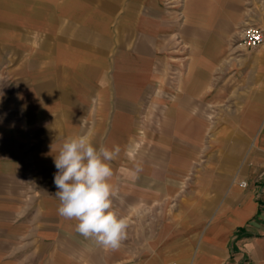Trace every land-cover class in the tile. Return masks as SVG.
I'll return each instance as SVG.
<instances>
[{"label": "crops", "instance_id": "1", "mask_svg": "<svg viewBox=\"0 0 264 264\" xmlns=\"http://www.w3.org/2000/svg\"><path fill=\"white\" fill-rule=\"evenodd\" d=\"M69 5L56 8L63 36L70 10H85ZM156 7L129 24L142 43L99 40L87 53L79 34L104 27L77 15L62 54L24 56L15 40L6 60L0 44V264H264V42L240 41L247 25L264 30V0H183L185 23ZM21 9L0 0V23ZM78 135L120 147L109 182L128 228L117 250L58 214L55 156Z\"/></svg>", "mask_w": 264, "mask_h": 264}, {"label": "rangeland", "instance_id": "2", "mask_svg": "<svg viewBox=\"0 0 264 264\" xmlns=\"http://www.w3.org/2000/svg\"><path fill=\"white\" fill-rule=\"evenodd\" d=\"M51 1L52 0H20L21 11L6 15L5 20L0 23V44H5L6 47L1 54L6 57V60L10 56V53L14 52V49L8 46H12L15 40L20 41L21 45L24 46V56H30V48L32 49V53L40 51L41 54H45L46 57L52 54H62L63 47L73 49V36L78 34L76 33L78 16L82 18V23L90 25L91 27L94 25L104 27L102 33H94L87 29L86 32L79 34L81 35V39H83V37L85 39L83 47L81 46L80 48H86L88 51L87 53L90 54H93L90 50L97 48L99 40L107 45H110L111 42L112 46L115 45V41L116 44L125 43V41L128 43H131V41L143 42L144 38L142 39V37L145 36V33L140 30L133 31L135 28L130 27L129 24L141 23L143 17H145L143 13L148 15L152 8L157 9V5H161L162 9L178 10L179 16H177V18L179 17L178 19L185 23V17L181 14L183 0H80L85 10L79 13H75L73 9L70 10V17L74 18L69 21L70 26L66 29L67 31L64 32L63 36V33L58 30V26L63 22L67 23V21H63V9L60 8L56 10V8L62 4V6L68 10L70 7L69 0H53L54 8L50 6ZM84 2H86L87 6ZM93 5L95 7H93ZM104 6H106V8L111 7L110 10H112V12L103 9ZM49 10H53L54 17L49 16ZM100 10H102V13H99ZM15 17L17 19L13 21ZM104 19H107V22H105ZM52 27L54 32L48 31L52 29ZM112 27L113 37L111 38L109 31ZM108 48L109 47H104L103 52H106L105 56L111 57V52L107 54L109 51ZM127 48L130 49V47ZM112 50L114 57L117 55L118 51L125 49L120 46L119 48H112ZM148 50L150 58L157 56L158 48L152 42ZM42 60L45 62L47 58ZM90 115H92V113L86 112L87 125L89 119H91ZM252 150L255 151V148Z\"/></svg>", "mask_w": 264, "mask_h": 264}, {"label": "clouds", "instance_id": "3", "mask_svg": "<svg viewBox=\"0 0 264 264\" xmlns=\"http://www.w3.org/2000/svg\"><path fill=\"white\" fill-rule=\"evenodd\" d=\"M119 146L97 148L89 136L67 138L55 156V197L60 201L58 214L75 219V231L108 250H117L126 239L128 220L113 208L115 195L111 161ZM142 169L137 165L136 172Z\"/></svg>", "mask_w": 264, "mask_h": 264}, {"label": "built area", "instance_id": "4", "mask_svg": "<svg viewBox=\"0 0 264 264\" xmlns=\"http://www.w3.org/2000/svg\"><path fill=\"white\" fill-rule=\"evenodd\" d=\"M264 42V30L255 25H247L241 31V43L247 49H254ZM262 157H264V149H262ZM245 186L246 182L243 180L240 183Z\"/></svg>", "mask_w": 264, "mask_h": 264}]
</instances>
